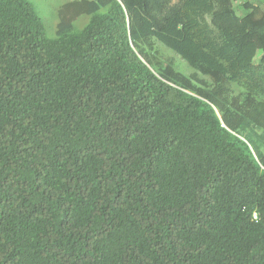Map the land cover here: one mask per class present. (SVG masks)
I'll list each match as a JSON object with an SVG mask.
<instances>
[{
  "label": "trees",
  "instance_id": "1",
  "mask_svg": "<svg viewBox=\"0 0 264 264\" xmlns=\"http://www.w3.org/2000/svg\"><path fill=\"white\" fill-rule=\"evenodd\" d=\"M238 6L66 0L48 37L0 0V264H264V9Z\"/></svg>",
  "mask_w": 264,
  "mask_h": 264
},
{
  "label": "rangeland",
  "instance_id": "2",
  "mask_svg": "<svg viewBox=\"0 0 264 264\" xmlns=\"http://www.w3.org/2000/svg\"><path fill=\"white\" fill-rule=\"evenodd\" d=\"M29 1H31L35 5L36 10L38 11V14L41 16V19L45 27L44 30H45L46 35L48 37H53L57 30L56 28H57V23L59 20V15H58L59 7L66 0H29ZM238 11L239 13L242 12V8L240 5L238 7ZM82 20H85V18H83ZM76 24H78V20L76 21ZM148 45L151 46V42H149ZM167 54H170V53L167 52ZM173 60H174L176 67L180 69L181 71L186 72V73H192L195 71L194 68H192L187 62L182 60L177 55H174Z\"/></svg>",
  "mask_w": 264,
  "mask_h": 264
},
{
  "label": "built area",
  "instance_id": "3",
  "mask_svg": "<svg viewBox=\"0 0 264 264\" xmlns=\"http://www.w3.org/2000/svg\"><path fill=\"white\" fill-rule=\"evenodd\" d=\"M235 4H243L245 2L252 3L253 6H260L264 9V0H234ZM256 217V214H255Z\"/></svg>",
  "mask_w": 264,
  "mask_h": 264
},
{
  "label": "crops",
  "instance_id": "4",
  "mask_svg": "<svg viewBox=\"0 0 264 264\" xmlns=\"http://www.w3.org/2000/svg\"><path fill=\"white\" fill-rule=\"evenodd\" d=\"M239 7V6H238Z\"/></svg>",
  "mask_w": 264,
  "mask_h": 264
}]
</instances>
